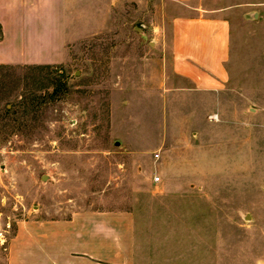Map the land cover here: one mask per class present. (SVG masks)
<instances>
[{
    "label": "rangeland",
    "instance_id": "rangeland-1",
    "mask_svg": "<svg viewBox=\"0 0 264 264\" xmlns=\"http://www.w3.org/2000/svg\"><path fill=\"white\" fill-rule=\"evenodd\" d=\"M165 1L68 0L63 63L0 67V264L21 222L84 211L134 215V264H264V0L194 2L230 38L203 113L165 84Z\"/></svg>",
    "mask_w": 264,
    "mask_h": 264
},
{
    "label": "crops",
    "instance_id": "crops-1",
    "mask_svg": "<svg viewBox=\"0 0 264 264\" xmlns=\"http://www.w3.org/2000/svg\"><path fill=\"white\" fill-rule=\"evenodd\" d=\"M169 1V2H168ZM155 28L169 53L166 86L193 99L197 112L213 108L224 90L229 27L196 0H168ZM68 0H0V66H48L66 60ZM168 9V10H167ZM135 221L128 211H84L20 223L6 264H134Z\"/></svg>",
    "mask_w": 264,
    "mask_h": 264
},
{
    "label": "trees",
    "instance_id": "trees-1",
    "mask_svg": "<svg viewBox=\"0 0 264 264\" xmlns=\"http://www.w3.org/2000/svg\"><path fill=\"white\" fill-rule=\"evenodd\" d=\"M0 67H3V66H0ZM35 67H39V68H42V67H44V66H35ZM45 67H47V66H45ZM1 116V118H6V117H9L10 116V111L9 110H5V112L3 113V115H0Z\"/></svg>",
    "mask_w": 264,
    "mask_h": 264
},
{
    "label": "built area",
    "instance_id": "built-area-1",
    "mask_svg": "<svg viewBox=\"0 0 264 264\" xmlns=\"http://www.w3.org/2000/svg\"><path fill=\"white\" fill-rule=\"evenodd\" d=\"M159 179L158 178H156V180L155 181H158Z\"/></svg>",
    "mask_w": 264,
    "mask_h": 264
},
{
    "label": "water",
    "instance_id": "water-1",
    "mask_svg": "<svg viewBox=\"0 0 264 264\" xmlns=\"http://www.w3.org/2000/svg\"><path fill=\"white\" fill-rule=\"evenodd\" d=\"M43 180V179H42Z\"/></svg>",
    "mask_w": 264,
    "mask_h": 264
}]
</instances>
